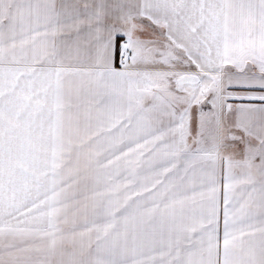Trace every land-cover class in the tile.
<instances>
[{
  "label": "snow or ice",
  "instance_id": "1",
  "mask_svg": "<svg viewBox=\"0 0 264 264\" xmlns=\"http://www.w3.org/2000/svg\"><path fill=\"white\" fill-rule=\"evenodd\" d=\"M0 264H264V0H0Z\"/></svg>",
  "mask_w": 264,
  "mask_h": 264
},
{
  "label": "crops",
  "instance_id": "2",
  "mask_svg": "<svg viewBox=\"0 0 264 264\" xmlns=\"http://www.w3.org/2000/svg\"><path fill=\"white\" fill-rule=\"evenodd\" d=\"M247 102V101H245ZM256 103H259L258 101ZM191 194V193H190ZM222 194H221V209H222ZM220 228H221V235H222V229H223V217H222V211H221V219H220Z\"/></svg>",
  "mask_w": 264,
  "mask_h": 264
}]
</instances>
